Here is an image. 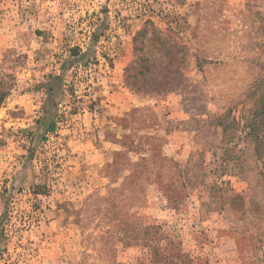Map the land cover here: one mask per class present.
<instances>
[{
    "label": "rangeland",
    "instance_id": "374dc122",
    "mask_svg": "<svg viewBox=\"0 0 264 264\" xmlns=\"http://www.w3.org/2000/svg\"><path fill=\"white\" fill-rule=\"evenodd\" d=\"M2 93L0 264H264V0H0Z\"/></svg>",
    "mask_w": 264,
    "mask_h": 264
},
{
    "label": "trees",
    "instance_id": "16d2710c",
    "mask_svg": "<svg viewBox=\"0 0 264 264\" xmlns=\"http://www.w3.org/2000/svg\"><path fill=\"white\" fill-rule=\"evenodd\" d=\"M161 30H159L152 22L147 23L143 29L138 33L137 38H148L149 41L151 42V45L153 46V50H156L158 53H160L161 58L163 59H167L169 60L168 62L173 63L178 59V57L173 54L171 52V49L176 48V46L174 44H171L170 40L164 36L163 34H161ZM149 35V36H148ZM149 59H147L148 61ZM143 66V65H142ZM143 69H139V71H137L138 67L136 65H132V68L135 70L133 74H131V76H133L135 78V80L132 81L133 84L136 83V79L139 75H143L144 78H142L140 81H144L146 80V75L153 70V63L150 62H146L145 66H143ZM176 69H178L176 67ZM139 74V75H138ZM167 74L163 75V78H167ZM169 80H165V83H169L167 82ZM5 93H2L0 96V102L3 101V99L5 98Z\"/></svg>",
    "mask_w": 264,
    "mask_h": 264
}]
</instances>
